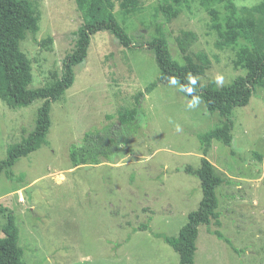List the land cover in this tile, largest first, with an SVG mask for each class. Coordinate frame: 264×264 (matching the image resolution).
I'll return each mask as SVG.
<instances>
[{"label": "rangeland", "instance_id": "1", "mask_svg": "<svg viewBox=\"0 0 264 264\" xmlns=\"http://www.w3.org/2000/svg\"><path fill=\"white\" fill-rule=\"evenodd\" d=\"M40 14L39 32L21 43L32 64L30 89L47 86L60 75L63 60L74 48V33L83 19L76 0H28ZM231 2L240 9L264 0H188L179 17L165 27L169 50L185 64L178 38L197 36L187 55L206 54L211 62L200 86L214 80L229 85L246 70L238 53L253 49L244 37L219 48L210 10L225 22ZM156 0H143L140 12L126 15L119 7L115 18L131 39L124 48L108 31L92 37L88 58L75 67V82L51 107L49 146L22 158L12 169L11 181L0 176V237L7 216L15 219L24 264H179V256L162 237H178L190 213L202 200L197 177L185 172L200 168L199 137L215 130L224 119L209 113L202 100L192 101L177 82L159 85L141 100L138 131L109 163L74 168L72 144L85 133L102 129L119 107L134 108L135 98L154 82L160 70L147 43L156 35L161 17ZM237 18L241 17L238 12ZM52 38L50 45H40ZM43 101L12 109L0 101V161L11 145L34 131ZM230 147L215 141L207 159L223 180L216 190L221 225L199 228L195 264H264V88L257 89L245 107L232 114ZM262 156V161L255 156ZM220 231L231 244L217 239ZM162 236V237H157Z\"/></svg>", "mask_w": 264, "mask_h": 264}, {"label": "trees", "instance_id": "2", "mask_svg": "<svg viewBox=\"0 0 264 264\" xmlns=\"http://www.w3.org/2000/svg\"><path fill=\"white\" fill-rule=\"evenodd\" d=\"M156 1L158 7L155 16L162 20L156 25V35L147 43L146 49L154 54L160 70L158 78L144 92L138 94L134 108L119 107L114 116H107L108 121L116 122H111L102 129L89 131L84 134L79 144H72L69 159L74 168L98 166L114 160L123 149L126 139L138 131L141 100L159 85H169L175 81L186 98L192 101L202 100L209 113L219 114L224 119L221 126L199 137L203 155L200 168H185V172L197 177L201 184L203 196L198 209L189 214L188 223L180 230L178 237L156 235L162 237L178 254L179 264H195L199 228L209 227L213 221L217 226L221 225L216 190L223 180L216 174L214 165L207 157L215 141L227 147L231 146L234 110L247 106L257 89L264 88V2L240 9L229 2L226 7L230 16L226 19L225 31L219 23V13L214 9L209 11L214 23L212 29L217 32L220 40L217 42L219 48L234 45L241 37L255 46L253 49H242L238 53L237 64L246 70V76L238 77L229 85L219 88L214 80L207 86H200L198 78L205 75L211 62L203 53L195 56L196 61L187 55L197 40L196 34L183 32L178 38L179 49L186 56L185 64L175 61L170 53L165 27L179 17L188 0ZM201 1L204 6H209L216 0ZM76 4L83 24L74 33V48L63 60L60 75L53 73L52 81L47 86L30 89L34 80L33 69L21 50V43L28 35L36 40L40 14L36 5L28 0H0V101L12 109L28 107L38 100L43 101L37 112L34 131L21 143L9 146L6 158L0 161V176L4 173L11 181L15 178L12 169L22 158L50 145L48 134L52 125V104L61 101L66 91L73 86L74 69L88 58L92 37L99 32L108 31L124 48L132 47L131 39L115 18V10L119 7L126 15L140 12L143 0H76ZM238 12L241 14L240 18L236 17ZM52 42L53 39L48 38L38 43L43 46ZM255 156L262 161V156ZM2 233L0 264H24V253L18 244V230L13 216H7V224ZM212 234L228 245L231 244L220 231H213Z\"/></svg>", "mask_w": 264, "mask_h": 264}]
</instances>
